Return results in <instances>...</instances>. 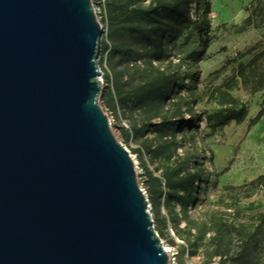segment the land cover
<instances>
[{"label":"water","instance_id":"water-1","mask_svg":"<svg viewBox=\"0 0 264 264\" xmlns=\"http://www.w3.org/2000/svg\"><path fill=\"white\" fill-rule=\"evenodd\" d=\"M92 0H0V264H171L100 104Z\"/></svg>","mask_w":264,"mask_h":264},{"label":"rangeland","instance_id":"rangeland-1","mask_svg":"<svg viewBox=\"0 0 264 264\" xmlns=\"http://www.w3.org/2000/svg\"><path fill=\"white\" fill-rule=\"evenodd\" d=\"M92 1L104 28L100 104L117 139L137 159L140 184L148 194V171L165 184V175L175 177L176 162L185 171L201 174L192 192L195 199L187 206L166 186L159 212L150 200L155 227L170 248V263L209 264L210 234L196 239L188 224L191 218L206 220L218 210L257 228L255 254L264 264V222L255 227L259 219L250 213L264 212V184L251 183L264 174V114L254 121L264 99V0H210L211 41L203 58L197 59V35L171 41L155 64L177 78L174 90L161 101L126 102L115 99L117 88L139 83L140 61L132 51L119 49L124 16L111 19L110 14L123 11L127 0ZM192 15H196L194 5ZM242 105L247 107L242 121L221 123ZM237 208L245 212L238 213ZM218 260L213 258V263Z\"/></svg>","mask_w":264,"mask_h":264},{"label":"trees","instance_id":"trees-1","mask_svg":"<svg viewBox=\"0 0 264 264\" xmlns=\"http://www.w3.org/2000/svg\"><path fill=\"white\" fill-rule=\"evenodd\" d=\"M139 1L127 0L123 11L110 14L111 19L124 16L125 24L120 30L119 49L132 51L136 55V60L140 61L136 66L139 83L129 89L117 88L118 94L115 99L120 102L131 99L151 98L159 101L166 99L174 90L177 78L165 68L156 65L155 61L163 58L167 45L183 35L186 38L197 35L200 49L196 51V55L197 59H201L206 54L211 41L210 0H151L147 6L138 4ZM193 5L196 10L195 16L192 15ZM163 113L167 111L163 109ZM246 113L247 107L242 105L226 114L221 123L226 124L231 120L242 121ZM263 114L264 99L254 121L259 120ZM177 165L176 162L174 178L164 176L165 184L161 177L148 171L149 200L157 212L160 211V196L165 192L164 186L170 187L172 190L170 195L182 200L185 206L195 199L192 192L196 188V181L201 179V174L189 169L185 171L182 166L177 167ZM251 183L264 184V174H260ZM235 211L245 212L241 208ZM250 213L254 218L259 219L255 227L264 222V212ZM256 229L252 223L231 218L218 210L213 211L206 220L191 218L188 224L190 234L196 239H203L210 234L209 264H261L255 254L258 242ZM176 232L181 235V229L176 228ZM215 257L219 258L218 263H213Z\"/></svg>","mask_w":264,"mask_h":264},{"label":"bare ground","instance_id":"bare-ground-1","mask_svg":"<svg viewBox=\"0 0 264 264\" xmlns=\"http://www.w3.org/2000/svg\"><path fill=\"white\" fill-rule=\"evenodd\" d=\"M133 158L135 160L136 166L138 167V161H137V159L135 158V156H133ZM166 250H167V252H169L170 251V248L166 246Z\"/></svg>","mask_w":264,"mask_h":264},{"label":"built area","instance_id":"built-area-1","mask_svg":"<svg viewBox=\"0 0 264 264\" xmlns=\"http://www.w3.org/2000/svg\"><path fill=\"white\" fill-rule=\"evenodd\" d=\"M95 7V6H94ZM95 10H96V8H95ZM144 190H145V188H144ZM146 191V190H145Z\"/></svg>","mask_w":264,"mask_h":264}]
</instances>
